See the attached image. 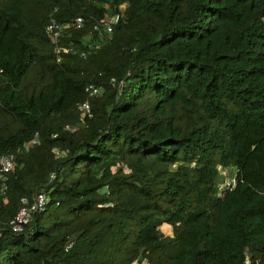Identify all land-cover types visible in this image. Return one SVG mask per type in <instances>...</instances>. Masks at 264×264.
Returning a JSON list of instances; mask_svg holds the SVG:
<instances>
[{"label": "trees", "instance_id": "16d2710c", "mask_svg": "<svg viewBox=\"0 0 264 264\" xmlns=\"http://www.w3.org/2000/svg\"><path fill=\"white\" fill-rule=\"evenodd\" d=\"M8 154L0 264H264V0H0Z\"/></svg>", "mask_w": 264, "mask_h": 264}, {"label": "built area", "instance_id": "2783aa9c", "mask_svg": "<svg viewBox=\"0 0 264 264\" xmlns=\"http://www.w3.org/2000/svg\"><path fill=\"white\" fill-rule=\"evenodd\" d=\"M120 9H123V6L120 7ZM118 19V15H115L113 17L102 19L98 22L99 26H96L95 28L98 29L99 27L104 29L107 32H110L112 29V26L116 23ZM83 25V20L81 18H77L74 21V27L76 29L81 28ZM68 26H60L56 24L55 22H51L47 27V34L54 45L57 44L59 38L61 37V34L66 30ZM99 46H95V49H98ZM91 49V47H89ZM56 61L57 63L60 62V50L56 48ZM84 56V54H82ZM85 93L87 95V99L79 104L77 106L78 111L88 115L90 117V107H89V99L97 96L100 94V90L93 86H88L85 89ZM36 138V137H35ZM33 143H36V139ZM14 168V156L12 154L4 155L0 157V175H5L10 173ZM220 175L225 179V181L219 185L218 187V197H222L225 191H231L235 185V178L234 177H228V171L219 169ZM5 185H0V193H4L5 191ZM46 197L43 194H38L34 196L32 199V202H28L27 200L23 199L22 203L23 206L19 210V212L16 214V216L13 218V220L10 222V227L13 232L21 233L23 231L24 226L29 222L32 215L41 212L44 209V206L46 204ZM245 264H249L248 260H245Z\"/></svg>", "mask_w": 264, "mask_h": 264}, {"label": "rangeland", "instance_id": "374dc122", "mask_svg": "<svg viewBox=\"0 0 264 264\" xmlns=\"http://www.w3.org/2000/svg\"><path fill=\"white\" fill-rule=\"evenodd\" d=\"M161 231H162V232H165V233H170V232H169L170 229H169L168 226H162Z\"/></svg>", "mask_w": 264, "mask_h": 264}]
</instances>
